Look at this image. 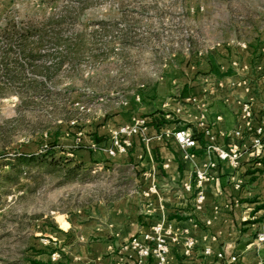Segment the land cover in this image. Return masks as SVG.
Wrapping results in <instances>:
<instances>
[{
	"label": "rangeland",
	"instance_id": "obj_1",
	"mask_svg": "<svg viewBox=\"0 0 264 264\" xmlns=\"http://www.w3.org/2000/svg\"><path fill=\"white\" fill-rule=\"evenodd\" d=\"M0 16L47 27L41 59L25 65L16 95L0 98V156L86 151L100 163L68 180L24 170L16 187L0 189V264H43L34 252L50 244L46 227L56 218L131 185L104 153L102 142L126 125L116 120L178 100L184 82L205 75L204 60L229 42L253 45L264 0H0ZM27 45L26 53L36 47Z\"/></svg>",
	"mask_w": 264,
	"mask_h": 264
},
{
	"label": "crops",
	"instance_id": "obj_2",
	"mask_svg": "<svg viewBox=\"0 0 264 264\" xmlns=\"http://www.w3.org/2000/svg\"><path fill=\"white\" fill-rule=\"evenodd\" d=\"M203 63L206 74L185 81L178 100L166 99L157 114L149 109L141 116L147 125L130 138L125 153L105 156L126 168L131 185L117 197L101 193L76 215L56 218L46 227L50 244L40 248L41 263L132 264L136 255L129 241H142L164 224L180 233L176 243L169 242L168 264H264V242L256 243L264 235V147L254 146L255 131L264 126V30L253 45L231 41L221 55L212 52ZM131 119L129 113L116 123ZM157 119L164 122L159 127L151 124ZM179 131L198 136L193 148L179 147L174 138ZM230 149L238 153L236 167L219 158L220 151ZM77 157L100 164L90 152ZM197 172L208 177L198 186ZM199 190L204 200L196 207ZM186 238L195 243L188 254ZM53 249L62 251L56 262L50 261ZM144 264L155 262L150 258Z\"/></svg>",
	"mask_w": 264,
	"mask_h": 264
},
{
	"label": "trees",
	"instance_id": "obj_3",
	"mask_svg": "<svg viewBox=\"0 0 264 264\" xmlns=\"http://www.w3.org/2000/svg\"><path fill=\"white\" fill-rule=\"evenodd\" d=\"M46 30L44 24L18 21L12 16L3 18L0 16V98L16 95L14 86L25 65L41 59L38 50L43 43ZM31 42L36 47L26 53L27 44ZM3 91L6 94L3 95ZM163 123L162 119L151 122L156 127ZM192 138L198 139V136L195 134ZM55 156L56 153L49 151L0 156V189L3 185L16 187L24 170L29 171L32 168L38 171L49 169L59 171L64 180L78 178L85 173V162L76 155ZM2 194H6L5 191H2ZM40 254L41 251L34 252V256ZM31 263L39 264L35 261Z\"/></svg>",
	"mask_w": 264,
	"mask_h": 264
},
{
	"label": "built area",
	"instance_id": "obj_4",
	"mask_svg": "<svg viewBox=\"0 0 264 264\" xmlns=\"http://www.w3.org/2000/svg\"><path fill=\"white\" fill-rule=\"evenodd\" d=\"M243 114L246 119L250 118V111L247 106L243 107ZM147 125L146 119L142 117H132L130 124L118 127L112 132L110 146L105 149L104 153L109 157H114L118 153H125L130 147V138L139 133ZM236 137L240 136V132H234ZM256 138L254 140V146L258 148L264 147V126L259 127L255 131ZM174 138L177 144L182 150H188L195 146L194 139L187 135L185 132L179 131L174 133ZM238 153L234 149L227 151H220L219 158L224 161H228L231 166L236 167L238 161ZM208 177L204 173L197 172L195 175L196 185H200L202 182L207 181ZM189 189V187H186ZM153 191V189H151ZM204 200V195L199 190L195 197V205L198 207ZM180 233H174L173 229L169 225L158 224L152 228L151 233L145 234L142 241L133 238L129 241L128 247L134 251L136 259L132 264H144L148 259H153L155 264H168L167 253L169 249V242L176 243L179 240ZM264 242V235L260 234L256 238L258 245ZM185 253L188 254L194 248V241L191 238L184 239ZM60 251H55L50 256L51 262H56L61 257ZM204 254L208 255L209 249L204 250ZM220 257V255H218ZM231 261H236L235 257L231 258ZM95 264H105L102 260H98Z\"/></svg>",
	"mask_w": 264,
	"mask_h": 264
}]
</instances>
